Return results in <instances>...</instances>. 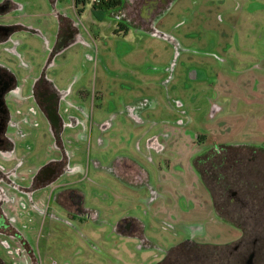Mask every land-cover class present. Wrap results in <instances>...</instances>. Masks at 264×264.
<instances>
[{
	"label": "rangeland",
	"instance_id": "374dc122",
	"mask_svg": "<svg viewBox=\"0 0 264 264\" xmlns=\"http://www.w3.org/2000/svg\"><path fill=\"white\" fill-rule=\"evenodd\" d=\"M21 1L42 33L18 36L34 74L46 68L57 44L56 13L79 27L82 40L50 60L46 75L69 92L64 110L85 108L83 141L66 142L83 150L72 160L82 164L80 173L69 180L86 190L88 205L94 191L99 211L94 219L38 227L39 263L161 264L188 238L227 248L239 241L241 229L218 218L194 159L214 145L264 147V67H256L264 58V0H173L153 32L121 25L93 0H60L56 9L49 0ZM5 56L0 52L1 60ZM214 105L225 112L212 120ZM130 107L140 122L129 118ZM106 123L112 126L102 132ZM30 133L20 157L37 162L54 155L45 123ZM152 137L162 152L150 150ZM117 157L137 163L145 181H117L110 171ZM212 189L219 203V190ZM123 218L142 236L114 232Z\"/></svg>",
	"mask_w": 264,
	"mask_h": 264
},
{
	"label": "flooded vegetation",
	"instance_id": "af4514ba",
	"mask_svg": "<svg viewBox=\"0 0 264 264\" xmlns=\"http://www.w3.org/2000/svg\"><path fill=\"white\" fill-rule=\"evenodd\" d=\"M49 1L56 9L60 0ZM102 1L110 0H93L94 8H99ZM111 1V7L104 10L118 19L121 25L149 32H153L156 19L173 2ZM27 6L28 2L21 0H0V52L6 55L5 60L0 59V264H40L34 246L38 227H45L48 220L71 225V221L94 219L99 213L94 207V191L88 205L86 190L80 188L78 182L69 180L80 173L82 164H72V160L77 157V152L83 150L81 147L68 148L66 142L83 141L88 130L86 120L81 117L85 108H78L77 114L64 110L69 92L60 91L46 75L50 60L82 40L79 27L63 11L56 13L59 22L57 44L50 50L46 68L34 74L35 69L30 68L26 61V44L18 38L22 32L42 35L30 22ZM154 10L155 13L152 12ZM150 13L153 15L148 21ZM20 47L26 48L20 51ZM261 61L257 68L264 67V58ZM22 70L28 72L25 77L20 76ZM214 106L216 115L212 120L218 112H225L223 106ZM127 115L141 121L134 107L129 108ZM40 122L47 125L55 153L37 162L32 161L33 158L29 161L26 156L20 157L18 152L30 138V131L39 127ZM111 126V123H106L100 128L106 132ZM77 130L80 131L76 133ZM232 145L244 148L235 152L227 151L224 148L227 145H214L196 158L202 157L199 165L206 177H210L209 184L219 190L220 211L226 218L233 216L236 227L242 231L241 239L228 248L231 258L235 264H264V147ZM27 147L32 148L30 145ZM149 148L157 153L164 150L159 139L154 137ZM112 164L110 171L117 181L125 185L145 181L144 171L137 163L117 157ZM113 231L121 236H142L130 218L116 221ZM198 244L201 243L188 238L172 249L194 253ZM227 262L230 264L229 260L224 264Z\"/></svg>",
	"mask_w": 264,
	"mask_h": 264
},
{
	"label": "trees",
	"instance_id": "16d2710c",
	"mask_svg": "<svg viewBox=\"0 0 264 264\" xmlns=\"http://www.w3.org/2000/svg\"><path fill=\"white\" fill-rule=\"evenodd\" d=\"M102 4L99 5V8L104 10L111 7L112 1L109 2L102 1ZM227 151H235L243 149L244 147L236 146V145H227L224 146ZM202 158V157H199ZM196 158L194 161V165L197 171L201 174V177L205 184L208 186L210 191L212 192V198L214 202V208L218 215V217L226 222L235 225L233 216L224 217V214L220 211V204L216 200V196L213 194V189H211L212 185L209 184L208 178L204 174L201 166L199 165L200 159ZM211 186V187H210ZM225 260H229L230 264H235V261L231 258L229 254V249L227 246H216L210 244H198L194 253L191 252H182L181 249H171L168 252V256L166 260L162 264H224ZM228 264V262H227Z\"/></svg>",
	"mask_w": 264,
	"mask_h": 264
},
{
	"label": "water",
	"instance_id": "95a60500",
	"mask_svg": "<svg viewBox=\"0 0 264 264\" xmlns=\"http://www.w3.org/2000/svg\"><path fill=\"white\" fill-rule=\"evenodd\" d=\"M153 13H155L156 12V10H154V11H152ZM153 13H150L149 14V16H148V21H151L150 19H151V15H153ZM149 23V22H148ZM214 115H215V113L211 116V117H214Z\"/></svg>",
	"mask_w": 264,
	"mask_h": 264
}]
</instances>
